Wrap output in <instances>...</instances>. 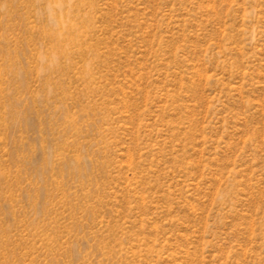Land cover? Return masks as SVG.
Returning a JSON list of instances; mask_svg holds the SVG:
<instances>
[{
    "label": "rangeland",
    "instance_id": "rangeland-1",
    "mask_svg": "<svg viewBox=\"0 0 264 264\" xmlns=\"http://www.w3.org/2000/svg\"><path fill=\"white\" fill-rule=\"evenodd\" d=\"M46 2L0 0V264H264V0Z\"/></svg>",
    "mask_w": 264,
    "mask_h": 264
},
{
    "label": "clouds",
    "instance_id": "clouds-1",
    "mask_svg": "<svg viewBox=\"0 0 264 264\" xmlns=\"http://www.w3.org/2000/svg\"><path fill=\"white\" fill-rule=\"evenodd\" d=\"M35 15L48 22L50 28L53 30L58 27V22L65 19L67 15V8L64 6V0H47L42 7L35 10ZM52 65L41 57L39 65V74L43 77L50 70Z\"/></svg>",
    "mask_w": 264,
    "mask_h": 264
}]
</instances>
